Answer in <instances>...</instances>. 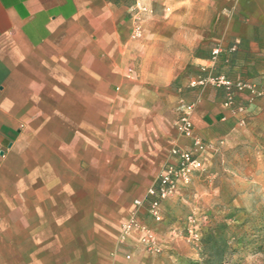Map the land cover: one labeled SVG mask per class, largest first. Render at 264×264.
I'll list each match as a JSON object with an SVG mask.
<instances>
[{"label": "crops", "instance_id": "1", "mask_svg": "<svg viewBox=\"0 0 264 264\" xmlns=\"http://www.w3.org/2000/svg\"><path fill=\"white\" fill-rule=\"evenodd\" d=\"M216 48L215 72L264 92V0H0V264H130L128 247L145 264L136 234L117 237L148 223L173 147L214 143L200 157L217 172L255 162L264 99L246 92L240 127L221 91H189L193 137L175 136L169 85Z\"/></svg>", "mask_w": 264, "mask_h": 264}, {"label": "rangeland", "instance_id": "2", "mask_svg": "<svg viewBox=\"0 0 264 264\" xmlns=\"http://www.w3.org/2000/svg\"><path fill=\"white\" fill-rule=\"evenodd\" d=\"M209 59L207 67H202L186 80L184 78L188 74L184 73L169 85L170 90L177 96V115L174 124L177 137H183L179 126L184 107L195 103V100H187L186 93L208 87L221 91L224 99L223 90L213 86L204 88L189 86L190 79L198 76L202 70L207 69V73L213 75L221 74L215 72L216 62L211 65ZM245 92L251 97L250 99L263 98L251 94L246 89L233 90L235 104L229 108L233 113L236 114L235 108L239 105L245 109L247 102L239 99L240 94ZM239 115L238 125L244 127V110ZM201 141L210 147L208 150L218 152L214 143ZM219 144L222 142L220 141ZM256 155V161L253 163L239 161L229 164V167L234 168L233 173H229L227 169L217 172L215 165L205 164L204 169L194 173L186 185L178 187L176 193L170 198L175 200L174 207L169 210L162 209L161 222L153 221L146 210L141 208L148 223L141 222L138 216L136 218L153 233L156 242L155 250H151L140 242L136 234L141 255L145 256L147 262L148 259H152L145 264H202L201 239L208 235L225 240L230 247L231 251L224 264H264V152L259 154L257 150ZM119 234L120 232L117 237V251L126 247L128 240L132 237L131 234L124 244L119 246ZM121 254L124 261L131 264L134 257L131 248L128 247L127 253ZM127 254L130 256L129 259H126Z\"/></svg>", "mask_w": 264, "mask_h": 264}, {"label": "built area", "instance_id": "3", "mask_svg": "<svg viewBox=\"0 0 264 264\" xmlns=\"http://www.w3.org/2000/svg\"><path fill=\"white\" fill-rule=\"evenodd\" d=\"M138 1L140 0H137V2ZM141 30L140 18L136 17L133 22L131 37L133 39L139 38L141 36ZM219 53L220 50L218 48L212 50L209 59L211 65L215 64ZM189 86L192 88L213 86L223 90L225 94L223 106L228 109L235 104L232 93L233 90L242 91L246 89L251 94L264 98V92L257 90L253 83L242 80L233 81L223 74L213 75L212 73H207V69L202 70L198 76L191 78ZM193 107V104H187L184 107V114L180 120L179 126L180 134L183 137L189 138L193 136V126L190 121ZM243 110L244 108L241 105L235 108L236 114H241ZM193 146L194 152L179 147H173L170 150L171 162H167L162 166L154 184L148 188L146 199L140 205V208L145 209L153 221L157 223L162 221V204L176 193L180 185H186L194 173L204 169L205 163L202 157H200V154L207 151L210 147L197 137H193ZM133 233L139 236L140 242L146 247L155 250L156 242L153 233L139 222L135 215L128 218L121 225L118 245L122 246L126 238ZM129 258L130 256L127 254L126 259Z\"/></svg>", "mask_w": 264, "mask_h": 264}, {"label": "trees", "instance_id": "4", "mask_svg": "<svg viewBox=\"0 0 264 264\" xmlns=\"http://www.w3.org/2000/svg\"><path fill=\"white\" fill-rule=\"evenodd\" d=\"M230 251V247L223 239H217L212 235L201 239L202 264H224Z\"/></svg>", "mask_w": 264, "mask_h": 264}]
</instances>
